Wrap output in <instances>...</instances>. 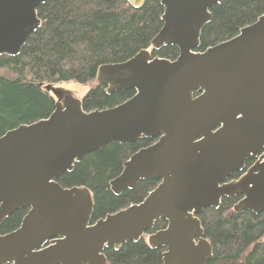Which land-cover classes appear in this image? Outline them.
<instances>
[{
	"label": "water",
	"instance_id": "obj_1",
	"mask_svg": "<svg viewBox=\"0 0 264 264\" xmlns=\"http://www.w3.org/2000/svg\"><path fill=\"white\" fill-rule=\"evenodd\" d=\"M48 0H0V55L18 54L41 24ZM222 0H160L162 26L150 48L100 65L94 79L105 91L133 89L112 107L85 111L63 86L45 85L56 98L45 118L0 136V225L27 208L20 225L0 233V264H106L103 249L149 235L162 246L160 264H207L213 245L198 215L222 197L242 195L235 213L264 211V13L234 36L196 50L210 7ZM139 7L144 0H127ZM175 45L174 59L152 52ZM156 140L132 153L109 181L118 195L141 180L158 184L137 202L93 221L84 186L57 178L107 143ZM255 161L237 179L248 160Z\"/></svg>",
	"mask_w": 264,
	"mask_h": 264
},
{
	"label": "trees",
	"instance_id": "obj_2",
	"mask_svg": "<svg viewBox=\"0 0 264 264\" xmlns=\"http://www.w3.org/2000/svg\"><path fill=\"white\" fill-rule=\"evenodd\" d=\"M36 9L41 24L20 52L0 55V136L19 124L45 118L54 110L56 98L45 85L93 82L80 96L85 111L112 107L131 97L133 89L107 93L105 85L95 83L96 70L149 48L162 26L160 0H144L139 7L127 0H48ZM209 10L212 17L201 30L199 50L232 37L239 28L254 22L264 13V0H222ZM153 55L174 59L178 49L166 45L154 50ZM149 140L107 143L85 154L57 182L63 187L84 186L91 191L92 220L124 208L141 200L156 179L141 180L118 195L110 190L109 181L120 173L128 156ZM236 199L224 196L218 207H207L200 214L204 235L213 245V258L207 264H264V211L235 213L232 206ZM27 210L12 212L2 221L0 233L16 229ZM165 224L159 219L154 228ZM103 252L106 264L161 263V249L150 248L143 238L125 242L117 250L110 245Z\"/></svg>",
	"mask_w": 264,
	"mask_h": 264
},
{
	"label": "flooded vegetation",
	"instance_id": "obj_3",
	"mask_svg": "<svg viewBox=\"0 0 264 264\" xmlns=\"http://www.w3.org/2000/svg\"><path fill=\"white\" fill-rule=\"evenodd\" d=\"M239 31V30H238ZM238 33V32H237ZM236 33V34H237ZM234 36V35H233ZM228 39V38H227ZM226 40V39H225ZM197 50H199L198 48H197ZM156 140V138L155 139H150L149 140V142H147L145 145H142V146H140V147H138L135 151H137L138 149H140V148H142V147H145V146H147V145H149V144H151V143H153L154 141ZM135 151H133L132 153H134ZM131 153V154H132ZM130 154V155H131ZM129 155V156H130ZM128 156V157H129ZM128 159V158H127ZM255 161V158L254 159H251V160H248L247 162H246V165H245V168L242 170V171H239V172H233L232 173V175L230 176V178H228V180H232V179H237V178H239V176H241L244 172H245V170L253 163ZM235 173V174H234ZM157 182H158V180H156ZM155 181V185L152 187V188H154L155 186H156V184H157V182ZM151 188V189H152ZM148 191H146V193H147ZM232 197H237V199H236V201L238 200V199H240L241 197H242V195H234V196H232ZM142 198H144V197H142ZM235 201V202H236ZM234 202V203H235ZM233 203V204H234ZM202 213V212H201ZM200 213V214H201ZM200 214L198 215V217H199V219H200ZM96 220V219H95ZM95 220H93V221H95ZM201 220V219H200ZM201 222H202V220H201ZM166 227V224L163 226V227H160V228H154V225H153V227L151 228V229H148L146 232H144L143 234H142V236L140 237V238H143V240L147 243V245H148V238H149V235L150 234H152V233H154V232H156L157 230H160V229H163V228H165ZM139 238V239H140ZM138 239V240H139ZM149 246V245H148ZM150 247V246H149ZM150 248H160L161 249V261H162V253L166 250V248L165 247H162V246H157V247H150ZM104 253V252H103ZM105 255V254H104ZM107 259V258H106ZM106 263H107V261H106Z\"/></svg>",
	"mask_w": 264,
	"mask_h": 264
},
{
	"label": "rangeland",
	"instance_id": "obj_4",
	"mask_svg": "<svg viewBox=\"0 0 264 264\" xmlns=\"http://www.w3.org/2000/svg\"><path fill=\"white\" fill-rule=\"evenodd\" d=\"M93 85V82H88L85 84H80V83H76V82H69L67 84H63L60 86H63L67 89H70L73 94L77 95V96H81L82 94H84L91 86Z\"/></svg>",
	"mask_w": 264,
	"mask_h": 264
}]
</instances>
